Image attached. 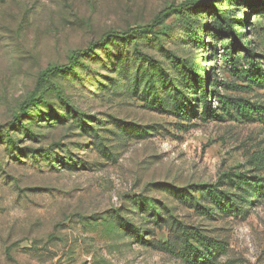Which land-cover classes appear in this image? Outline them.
Instances as JSON below:
<instances>
[{
  "label": "rangeland",
  "instance_id": "rangeland-1",
  "mask_svg": "<svg viewBox=\"0 0 264 264\" xmlns=\"http://www.w3.org/2000/svg\"><path fill=\"white\" fill-rule=\"evenodd\" d=\"M188 1L0 0V264H264V191L239 183L264 178V125L208 117L264 106L239 49L264 79V0H204L39 84Z\"/></svg>",
  "mask_w": 264,
  "mask_h": 264
},
{
  "label": "trees",
  "instance_id": "trees-1",
  "mask_svg": "<svg viewBox=\"0 0 264 264\" xmlns=\"http://www.w3.org/2000/svg\"><path fill=\"white\" fill-rule=\"evenodd\" d=\"M204 3H205L204 0H196V1H188L177 6H168L165 7L163 10H161L160 12H158L150 24L143 26L128 27L123 31L108 32L102 35L97 42L90 44V46L85 50L74 51L71 54V57L69 58L67 64L48 68L47 71H45V73L41 76L39 80V84L44 80H46L47 78H49V76L51 75L67 72L68 70H70L71 66L75 63V61L78 58L88 53L92 48L98 45H102L107 40L110 39L127 40L140 35L151 36L154 34L155 29L161 25L163 20H165L170 13H175L184 10L186 11L200 10L202 9ZM215 17L219 25H221L218 31L222 35H224V37H227L229 42L232 43V45H230L229 48L230 49L229 54H232L234 52L233 44H239L240 42L236 38V35L233 33V30L229 23V18L226 14H223L219 10L215 11ZM239 49L240 51L245 53L246 57L249 59L250 67L252 68V70L255 71L254 75L252 76L255 79L254 83H256L257 85H261L264 82V79L262 78V72L258 70V66L255 65L257 56L253 52L246 50L244 46H241V48ZM248 73H251V71L248 70ZM202 88L205 97L204 99L206 100L208 90L205 83L202 85ZM219 103H220V109L216 111H211V114H209L208 117H214L219 121H223L226 118H229L241 122L242 124L259 123L261 125H264V106L262 105L260 106L259 104H254L248 100L241 98H230L224 96H219ZM217 111L219 112V114H217ZM17 120L18 117L8 121L4 125H0V128H2V126L5 125L12 126L13 124L17 123ZM18 124L21 125L20 122H18ZM255 167H256L255 172H259L262 168L264 169V156H262L260 160H257V164H255ZM239 183H243L244 185L253 187L255 192L264 191V178L261 177L253 176L251 174H245L243 176H239ZM233 185L235 184L233 183ZM216 199L218 200V204L220 205L221 198L219 196H216ZM191 258L196 261H199L201 259L198 256H193V257L191 256Z\"/></svg>",
  "mask_w": 264,
  "mask_h": 264
}]
</instances>
